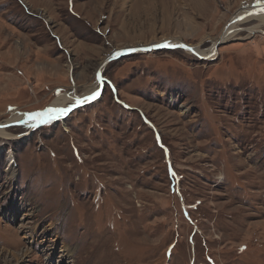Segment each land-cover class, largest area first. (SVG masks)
<instances>
[{
	"label": "rangeland",
	"instance_id": "374dc122",
	"mask_svg": "<svg viewBox=\"0 0 264 264\" xmlns=\"http://www.w3.org/2000/svg\"><path fill=\"white\" fill-rule=\"evenodd\" d=\"M262 5L0 0V123L99 88L115 51L220 41L123 55L93 102L4 126L0 264H264V24L220 38Z\"/></svg>",
	"mask_w": 264,
	"mask_h": 264
},
{
	"label": "bare ground",
	"instance_id": "6f19581e",
	"mask_svg": "<svg viewBox=\"0 0 264 264\" xmlns=\"http://www.w3.org/2000/svg\"><path fill=\"white\" fill-rule=\"evenodd\" d=\"M252 12L244 17L243 19L241 20H235L233 22L230 23L228 29L225 31V35L224 37H229L233 34H237V29H238V25H240L239 23L240 22H244L246 20H252V19H256L259 21V23L262 25L264 24V5L262 6H258V7H244V9H241L238 14H236L234 16V18L236 17H240V16H244L247 14L248 11H251ZM232 18V20L234 19ZM231 20V21H232ZM252 28V27H250ZM250 28H247L246 30L250 31ZM257 30V28H256ZM223 37V38H224ZM226 37V38H227ZM165 42V41H164ZM157 43V42H156ZM173 44V43H180V40H175V41H169L168 44ZM216 44V42H215ZM215 44L212 48H210V50H202V51H199L200 48H197L195 46H192L200 55H210V58L211 57H214V54H212V52L214 51V47H215ZM137 47V46H136ZM113 52V51H112ZM111 52V53H112ZM121 51H115L113 52L110 56H114V54H117ZM140 52V51H139ZM191 52V51H190ZM108 56V57H110ZM107 57V58H108ZM122 57V56H121ZM107 60V59H106ZM105 60V61H106ZM105 61H103L102 65L105 63ZM103 70V69H102ZM99 71V70H98ZM97 76H98V73H97ZM100 85V83H99ZM98 93V85H94L90 90H87L85 91V93L81 94L80 97H76V96H70V94H62L60 95L54 102L52 105H54V107L52 109H48L46 110L43 114V116H33V117H29L28 114H25V113H20V112H13V114L3 123H0V136H3L5 138H10L12 137L11 136V133L5 129L4 125H8L10 123H19L21 122L22 124H28L29 125V128L34 130L37 126L41 125L43 122L42 121H46L49 119L48 116L45 115L48 114V113H51L53 112L52 110H57L55 112H57V114H66L65 111H60L61 109L62 110H65L67 107L66 105L68 103H70L71 101H73L74 103H77V102H80L82 100H87L89 98H92L94 97L95 95H97ZM73 103V104H74ZM20 123V124H21ZM1 150V149H0ZM71 254V253H70ZM66 255H68V253H66Z\"/></svg>",
	"mask_w": 264,
	"mask_h": 264
},
{
	"label": "water",
	"instance_id": "95a60500",
	"mask_svg": "<svg viewBox=\"0 0 264 264\" xmlns=\"http://www.w3.org/2000/svg\"><path fill=\"white\" fill-rule=\"evenodd\" d=\"M251 12H252V10L251 11H248L247 14L244 15V16H240V17L234 18L231 22H233L235 20H241L244 17L248 16ZM228 27H227V29H228ZM225 31H224V33L222 34V36L220 38H223L224 37V35L226 33ZM219 44H220V41H217L216 44H215V47H214L215 49L212 52V54L215 55L217 53ZM171 48H184V49H187V50L191 51L193 54H195L199 58H202V59H210V55H200L192 47V45L187 44L185 42L173 43V44H170V43L168 44L167 42H161V43H156V44H152V45H144V46H137V47H130V48L121 49L120 50L121 52H119L117 54H114V56L112 55V56L108 57L107 60L105 61V63L103 65H101V67H100V69L98 71V76H97L98 77V82L100 83L99 88H98L97 95H95L94 97L89 98L87 100H82L80 102L74 103L73 105L67 107L66 108V111H65L66 112L65 115L69 114L71 111H73L74 109H76L78 107L85 106V105L93 102L96 98H98L101 95V93H102V91L104 89L105 82H106L105 78L102 75V68L105 65H107L111 60L120 58L123 55H129V54L134 53V52H139V51H153V50L171 49ZM53 107H54V105H51L50 104L45 109H42V110H39V111L30 113L29 114V117L37 116L38 113H44L46 110L52 109ZM65 115H62V116H65ZM21 122L16 123V124H20ZM8 125H12V124H8ZM8 125H4V126H8Z\"/></svg>",
	"mask_w": 264,
	"mask_h": 264
},
{
	"label": "snow or ice",
	"instance_id": "6c2138e0",
	"mask_svg": "<svg viewBox=\"0 0 264 264\" xmlns=\"http://www.w3.org/2000/svg\"><path fill=\"white\" fill-rule=\"evenodd\" d=\"M60 111H66V110H60ZM43 113H38L37 116H43ZM42 122H47V121H42Z\"/></svg>",
	"mask_w": 264,
	"mask_h": 264
}]
</instances>
